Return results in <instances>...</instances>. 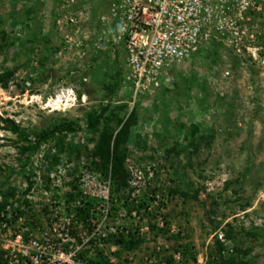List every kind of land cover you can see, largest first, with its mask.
<instances>
[{"label":"rangeland","instance_id":"obj_1","mask_svg":"<svg viewBox=\"0 0 264 264\" xmlns=\"http://www.w3.org/2000/svg\"><path fill=\"white\" fill-rule=\"evenodd\" d=\"M59 2L0 0V72L13 73L0 88V197L20 201L25 189L54 183L50 175L91 192L110 185L112 197L136 212L139 254L160 246L182 264H215L222 236L225 257L264 264V65L217 48L175 65L134 97L118 57L94 54L91 44L68 54ZM131 112L123 145L130 179L119 190L90 153ZM68 121L74 131L39 139ZM136 169L146 180L138 186Z\"/></svg>","mask_w":264,"mask_h":264},{"label":"built area","instance_id":"obj_2","mask_svg":"<svg viewBox=\"0 0 264 264\" xmlns=\"http://www.w3.org/2000/svg\"><path fill=\"white\" fill-rule=\"evenodd\" d=\"M57 16L68 54H84L91 44L94 54L118 57L134 97L158 86L175 65L217 48L264 65V0H60ZM144 178L132 172L135 185ZM54 180L25 189L20 201L0 197V264H169L160 246L139 254L116 242L138 235L136 212L112 197L110 185L91 192L50 175ZM171 256L170 264H182L179 253Z\"/></svg>","mask_w":264,"mask_h":264},{"label":"trees","instance_id":"obj_3","mask_svg":"<svg viewBox=\"0 0 264 264\" xmlns=\"http://www.w3.org/2000/svg\"><path fill=\"white\" fill-rule=\"evenodd\" d=\"M12 71L4 70L0 72V88H6L10 77L12 76ZM104 112V111H103ZM102 114V113H101ZM134 113L131 112L130 115L124 120L119 122V127L116 132L108 133L104 131L101 135V142L97 145L95 151L90 153L91 157L98 156V160H91V164L94 168L100 170V172L106 177L109 176L110 182L115 186V188L121 190L128 186L130 179L129 172L124 166L126 152L123 145L127 141L130 126L134 123ZM99 116L95 119L90 118L91 124L98 122ZM105 119H112V115H107ZM6 121L11 122L6 119ZM67 131H74L71 122H62L54 125L52 128H46L38 135L40 140H46L47 138L53 136L56 133H63ZM7 195H11L8 191ZM3 205V204H2ZM153 227V226H152ZM142 240L130 234L129 238H124L123 234L120 235L116 242L122 244L126 249H130L138 246ZM215 249L216 255L213 256L215 264H237L236 259L232 256L225 257L223 255L226 249L224 243L219 239H215ZM172 262V256L168 260L170 264Z\"/></svg>","mask_w":264,"mask_h":264}]
</instances>
